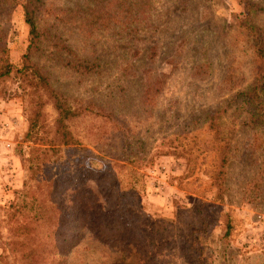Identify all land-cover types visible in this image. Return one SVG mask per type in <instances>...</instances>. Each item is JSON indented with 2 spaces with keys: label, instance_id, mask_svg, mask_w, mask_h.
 Segmentation results:
<instances>
[{
  "label": "rangeland",
  "instance_id": "rangeland-1",
  "mask_svg": "<svg viewBox=\"0 0 264 264\" xmlns=\"http://www.w3.org/2000/svg\"><path fill=\"white\" fill-rule=\"evenodd\" d=\"M43 1L33 60L71 106L88 105L89 110L78 111L70 122L80 144L57 155L50 145L25 140L34 102L19 75L0 80V264H30L24 255L36 246L35 264H198L201 258L188 254L187 221L200 198L214 201L210 177L225 145L223 209L228 216L200 240L201 254L208 264H264V125L248 122V109L228 107L220 92L230 65L241 70L245 84L251 82L249 53L226 41L234 36L232 29L227 32L229 20L242 13L239 0H154L148 19L133 24L120 19L121 7L108 3L113 0ZM251 1L262 8L254 22L264 28V0ZM19 2L10 16L0 8V31H6L16 69L30 38L24 1ZM148 84L157 86L153 100L143 104ZM42 113L51 133L56 112L47 102ZM208 115H217L219 125L207 126ZM196 126L203 130L189 133ZM185 130V138L164 141ZM216 130L220 141L213 147ZM123 141L131 145L125 153ZM33 146L42 149L39 157L49 164L29 181ZM81 147L89 150L85 157L91 162L82 158ZM59 156L77 170L79 185L64 179L65 168L54 169ZM126 156L127 163L121 161ZM95 160L125 164L113 166V172L131 192L125 204L129 246L100 237L86 219L96 205H105L96 181L82 175ZM50 179L58 182L47 199ZM27 181L31 191L26 195ZM45 198L49 205L67 204L69 212L84 214L82 232L71 219L64 227L67 235L53 240L19 237L15 225L23 223V216L32 221L36 200ZM22 205V213L11 216L10 207Z\"/></svg>",
  "mask_w": 264,
  "mask_h": 264
},
{
  "label": "trees",
  "instance_id": "trees-1",
  "mask_svg": "<svg viewBox=\"0 0 264 264\" xmlns=\"http://www.w3.org/2000/svg\"><path fill=\"white\" fill-rule=\"evenodd\" d=\"M23 1L22 6L25 23L28 27L30 36L28 51L23 56L21 67L16 69L9 60L8 49L6 47V31H0V80L9 76V74L13 72L19 75L21 81L20 85L26 90V93L32 97L31 100L34 102L33 112L30 115V118H28L29 127L25 140L27 142L32 141L34 144L38 143L39 146L50 145L58 155L63 148L68 149L74 147L75 144H80L75 140L76 138L71 131L70 122L74 116L76 117L78 111L82 113V111L89 109L88 105L82 106L79 109H75V107L71 106L70 100L52 86L49 76L45 74L36 62H34V50L37 49L42 34V31L39 30V15L41 14V10L44 9V1ZM153 2L154 0H113L108 3H116L119 5L121 7V13L123 12V14L120 15V19H124L128 21V23L133 24L148 19ZM239 2L242 5V13L240 16L232 15V19L229 20L227 32L232 29V31H234V36L232 37V35H228L226 41L232 49L235 50L236 48L239 52L246 51L249 53L248 64L250 67L249 72L251 82L245 84L246 78L241 70H238L236 67L232 68V65H230L224 79L222 80L220 92L223 96H226L228 107L235 105V111H246L248 109L246 111V120L250 123L253 122L264 125V28L254 22V17L262 12V8L259 4H256L251 0H239ZM19 4V0H0V8L7 9L6 13L9 16ZM117 16L118 15H116V18ZM236 34H238L237 38ZM202 67L204 70L206 64L204 66L199 65L198 69L202 70ZM157 81L158 80H155V83H158ZM156 86L157 85L151 86L149 84L146 86L142 97L143 104H148L153 100L152 93L155 91ZM47 102L51 104L56 112V118L53 125L52 127L49 126V128H51V133H49L50 130L48 131L42 123V108ZM206 117L207 126L210 123H212V125L213 123L219 125L220 120L217 115H208ZM202 128L203 127L196 126L194 130H190L189 133L192 131L200 132ZM215 129H218V127H215ZM173 135L174 137L172 136V138L165 139L164 141H171L173 139L179 141L189 134L187 130H185L183 132V135L185 136L179 133ZM218 135L219 134L216 130V134L211 139L213 147L218 141H220ZM33 147L34 148H32L30 154L31 164L29 166V172L31 174L29 181L33 179V176L37 175L40 169L49 164L45 157H39L38 152L42 149L35 146ZM130 147V144L123 141L122 152L125 153L124 151H127ZM189 149L193 148H187V151H189ZM80 151L82 152V158L89 153V150L86 149V147H81ZM193 153L194 152L190 153L192 158ZM227 153L225 145L221 164L219 166L217 165V168H215L210 177L212 179L211 185L215 194L214 201L218 200L219 203L214 201L209 202L203 197L200 198L196 207L193 209V215L189 216L187 221L186 239L189 250L188 254L192 257L196 256L199 259L201 258L198 264H208L207 257L204 256V254H201L200 240L210 232L215 224L228 216L223 209V200L226 199L225 183L227 179V173L225 171L226 164H224V162H228ZM135 155L138 156L139 154L136 153ZM61 159H63V156H59L56 159L54 169L59 172V168H65L67 176H65L64 179L73 182L74 186L79 185V179L82 178L79 176V173H77V170L76 172L70 170L65 162H61ZM83 159L86 162H91L90 158L88 159L85 157ZM129 159L130 156H126V159L122 158L121 161H126L127 163ZM93 162H95V167H87L86 170L82 172V175H90L89 178H93V180L96 181L98 193L104 200L105 207L100 204L96 205L95 209L90 212V217L86 215L88 224L90 223V225L96 226V232L100 237L114 239L118 242L127 241L129 246L131 242L126 225L128 226L130 224V215L125 204L127 203V199L131 192L130 189L121 186V181H119L115 172H113V166L125 164L118 161L112 163L103 160H95ZM102 180L106 182V185L101 184ZM29 181L25 183L22 194L27 195L31 191ZM57 182L58 181L52 179L49 180L45 195L47 199L50 198V192H52V189H55ZM113 182H115V187L112 186ZM46 198L42 201L36 200V212L32 221L27 222L25 219L26 217L23 216V223H17L15 225L14 231L18 233L19 237H22L23 239L28 235H33L34 237L41 235L43 242H47L48 240H53L56 236L67 235V231L64 230V227L72 220L73 224L78 223V225H80L78 232H82L83 227L85 226L84 220L86 221L84 214L81 215L77 213L76 215L74 212H69V209L71 208H69L67 204L56 206L49 205ZM23 207V205L16 207V209L13 206L10 207V209L13 210L11 216L22 213ZM10 219L12 218L10 217ZM56 220V228H54L53 222ZM37 250H39L38 246L34 249L30 248L29 252L25 253L24 259H30L32 261L30 264H33L38 252Z\"/></svg>",
  "mask_w": 264,
  "mask_h": 264
}]
</instances>
